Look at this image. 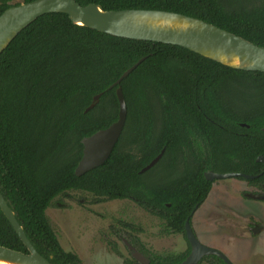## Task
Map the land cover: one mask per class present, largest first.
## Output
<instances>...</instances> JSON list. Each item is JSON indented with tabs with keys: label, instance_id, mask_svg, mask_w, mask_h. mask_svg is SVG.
Returning <instances> with one entry per match:
<instances>
[{
	"label": "trees",
	"instance_id": "obj_1",
	"mask_svg": "<svg viewBox=\"0 0 264 264\" xmlns=\"http://www.w3.org/2000/svg\"><path fill=\"white\" fill-rule=\"evenodd\" d=\"M75 1L105 11L178 13L264 47V0ZM9 7L0 0V15ZM140 58L120 83L126 120L109 158L76 176L81 140L118 118L116 87H109ZM263 127L264 73L231 69L176 45L114 37L65 14L39 17L0 54V193L52 264H82L61 248L46 217L55 198L79 191L99 201L128 200L186 240L184 223L191 224L212 188L205 173L264 184V163L256 162L264 157ZM0 246L27 253L1 211ZM189 252L187 243L169 257L141 254L149 264H179Z\"/></svg>",
	"mask_w": 264,
	"mask_h": 264
},
{
	"label": "water",
	"instance_id": "obj_2",
	"mask_svg": "<svg viewBox=\"0 0 264 264\" xmlns=\"http://www.w3.org/2000/svg\"><path fill=\"white\" fill-rule=\"evenodd\" d=\"M55 13L65 14L75 25L114 37L176 45L231 69L264 73V47L257 46L199 19L158 10L105 11L99 5L81 6L75 0H34L6 9L0 15V54L21 31L39 17ZM143 60L144 58H140L136 61L109 87L110 89L116 87L118 118L106 129L99 130L81 140L83 150L82 157L74 170L76 176L101 166L109 158L126 120V104L120 83ZM99 96L100 94L93 97L92 103L86 111L97 104ZM161 155L162 152L142 169L141 173L153 167ZM256 162L264 163V157H258ZM237 176L239 175L235 173L218 174L211 171L204 174V178L209 182L236 178ZM240 176L246 180L254 178L253 176ZM246 196L264 200V196L261 195L247 194ZM0 211L27 251V253H22L0 246V264H52L35 250L1 193ZM184 233L190 252L179 264H197L204 257L210 256H215L225 264H230L222 253L198 242L188 221L184 223ZM127 247L133 251L134 260L140 264H149V261L129 244Z\"/></svg>",
	"mask_w": 264,
	"mask_h": 264
},
{
	"label": "rangeland",
	"instance_id": "obj_3",
	"mask_svg": "<svg viewBox=\"0 0 264 264\" xmlns=\"http://www.w3.org/2000/svg\"><path fill=\"white\" fill-rule=\"evenodd\" d=\"M22 1L9 0V4ZM254 189L236 178L215 180L207 199L191 219L198 242L203 243L196 235L195 224L203 226L199 230L209 248L232 253V258L226 255L231 264H264V230L256 237L238 236L246 232L249 219L264 226V202L242 196ZM45 214L61 248L77 255L82 264H125L132 259L123 243H129V239L136 251L147 255L169 257L187 249L183 235L166 233L163 221L128 200L99 201L88 193L72 191L55 198ZM121 223L132 228L122 227ZM197 264L211 262L206 259Z\"/></svg>",
	"mask_w": 264,
	"mask_h": 264
},
{
	"label": "flooded vegetation",
	"instance_id": "obj_4",
	"mask_svg": "<svg viewBox=\"0 0 264 264\" xmlns=\"http://www.w3.org/2000/svg\"><path fill=\"white\" fill-rule=\"evenodd\" d=\"M254 178H255V176H254ZM254 178H252V179H254ZM232 179V178H231ZM214 182V181H213ZM248 183V182H247ZM251 188L253 187V188H255L252 192H249V193H242V196L244 197V198H247V199H251V200H256V201H262V202H264V200H258V199H252V198H249V197H247L246 195L247 194H254V195H261V196H264V184H260V185H253V184H248ZM231 209L232 210H234L232 207H231ZM243 212V211H242ZM244 213V212H243ZM235 215H236V213H235ZM249 217V216H248ZM250 218V217H249ZM248 221V223H247V230H246V232H243V234H242V236L241 235H239L238 234V236H240V237H245L246 235H250V236H255L256 237V234L257 233H261L263 230H264V226L261 224V223H257V222H255V223H253L250 219L249 220H247ZM231 226H234L235 224H230ZM259 234H257L258 236H259ZM226 235V234H225ZM226 236H229V235H226ZM257 236V237H258ZM129 241V240H128ZM123 243H124V246L126 247V249L128 250V251H130L131 252V254H132V250H129L128 249V247H127V244H129L130 243V241H129V243L128 242H126V241H124L123 240ZM131 244V243H130ZM129 244V245H130ZM133 244V243H132ZM131 244V245H132ZM130 245V246H131ZM132 247V246H131ZM133 248V247H132ZM134 250H135V248H133ZM136 251V250H135ZM137 253H142V252H138V251H136ZM144 253V252H143ZM226 258H227V256H226V254H224V253H222ZM142 255V254H141ZM143 256V255H142ZM144 257V256H143ZM133 258V257H132ZM145 258V257H144ZM205 258V257H204ZM145 259H147V258H145ZM228 259V258H227ZM148 260V259H147ZM229 260V259H228ZM136 261V260H135ZM149 261V260H148ZM201 261H202V259H201ZM136 262H138V261H136ZM200 262V261H199ZM230 262V261H229ZM139 263V262H138ZM231 264V263H230Z\"/></svg>",
	"mask_w": 264,
	"mask_h": 264
},
{
	"label": "crops",
	"instance_id": "obj_5",
	"mask_svg": "<svg viewBox=\"0 0 264 264\" xmlns=\"http://www.w3.org/2000/svg\"><path fill=\"white\" fill-rule=\"evenodd\" d=\"M192 226H193V224H192ZM199 227L203 229V226H201V225H199V224H195V226H194V229H195V230L197 229V233H196V235L201 239V241L203 242L202 244H204V245L207 246V247L210 246L209 242L203 239V236H202V234H201V230H199ZM192 229H193V228H192ZM232 247L234 248L235 246H232ZM210 248H211V247H210ZM229 250H230V249H229ZM234 250H235V249L230 250V251H231V252H234ZM225 251H226V250H225ZM225 254H226L229 258H232V253L226 251Z\"/></svg>",
	"mask_w": 264,
	"mask_h": 264
}]
</instances>
